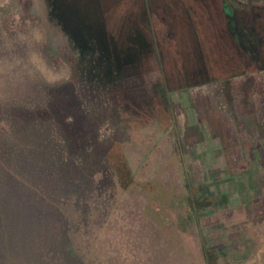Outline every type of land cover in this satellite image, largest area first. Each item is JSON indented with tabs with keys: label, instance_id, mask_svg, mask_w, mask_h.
<instances>
[{
	"label": "rangeland",
	"instance_id": "374dc122",
	"mask_svg": "<svg viewBox=\"0 0 264 264\" xmlns=\"http://www.w3.org/2000/svg\"><path fill=\"white\" fill-rule=\"evenodd\" d=\"M169 1L144 0L166 73L154 65L104 95L72 72L44 0H0V264H233V249L264 247V70L189 85L170 30L203 50L192 67L232 45L211 0ZM216 1L237 27L264 10ZM106 3L109 36L120 23ZM163 77L168 101L143 104Z\"/></svg>",
	"mask_w": 264,
	"mask_h": 264
},
{
	"label": "trees",
	"instance_id": "16d2710c",
	"mask_svg": "<svg viewBox=\"0 0 264 264\" xmlns=\"http://www.w3.org/2000/svg\"><path fill=\"white\" fill-rule=\"evenodd\" d=\"M44 1L48 17L65 34L68 45L75 52V67L72 72L88 89L106 95L113 88L122 87L128 76L142 75L154 65L157 68L166 66L165 55L159 44L161 40L150 22L144 0H114L115 8H118L115 14L120 24L117 29L112 27L115 34L109 36L106 35V28L100 26V23L106 22L107 0ZM100 1H103L104 6H101ZM211 1L214 3L216 14L220 17L219 25L224 29L223 32L225 31L223 35L227 37L232 47L224 53L216 47L214 48L216 58L210 64H197L192 67L189 59L201 60L203 50L191 49L189 46L185 50L180 44V39L170 30L176 45L177 59L181 61L183 69L185 68L184 80L190 82L189 85H198L229 79L236 75L235 68L240 69L241 74L264 70V10L257 8L258 17L254 16L248 23L244 22L241 27H237V24L230 22L231 19L227 16L229 11L225 6L218 8L217 1ZM170 2L167 0L166 6ZM121 28L125 30L124 33L121 32ZM215 42L213 40L212 44H216ZM227 61L233 66L224 71L223 66ZM162 68L165 74V67ZM157 85L156 91L154 90L155 92H152L143 104L149 105L152 102L151 97L168 99L167 77H163ZM126 87L121 90L126 94L125 97L129 98L133 94ZM140 96V93L133 95L137 101H140ZM115 151L110 153V162L118 171L120 182L125 187L131 180L130 169L125 156Z\"/></svg>",
	"mask_w": 264,
	"mask_h": 264
},
{
	"label": "crops",
	"instance_id": "0c3cea01",
	"mask_svg": "<svg viewBox=\"0 0 264 264\" xmlns=\"http://www.w3.org/2000/svg\"><path fill=\"white\" fill-rule=\"evenodd\" d=\"M258 228H263L262 230H264V225H258ZM229 238H231V236H229ZM262 241L264 242V238L261 239L260 242L262 243ZM237 242L241 243L240 240L236 241V243ZM230 252L233 253L235 257L233 264H264V247H259L255 253L252 252L250 254H248V252L238 251L236 248Z\"/></svg>",
	"mask_w": 264,
	"mask_h": 264
}]
</instances>
